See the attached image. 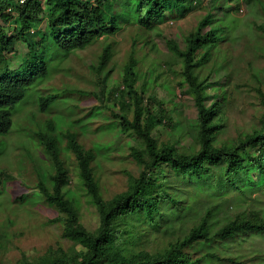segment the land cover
Wrapping results in <instances>:
<instances>
[{"label":"rangeland","instance_id":"1","mask_svg":"<svg viewBox=\"0 0 264 264\" xmlns=\"http://www.w3.org/2000/svg\"><path fill=\"white\" fill-rule=\"evenodd\" d=\"M200 1V6L195 5L183 19L165 20L151 30L124 26L107 40L55 56L49 78L18 105L10 133L3 139L0 264H18L22 259L33 262L48 250L61 251L69 259H79L85 253L78 244L62 238V224L50 221L64 215L48 206L34 190L39 184L51 190L54 174L50 158L33 138L35 133L45 132L57 139L60 158L70 178L63 189L64 197L76 211L79 224L90 233L98 229L99 215L79 177L76 159L66 148V134H74L84 150L94 153L90 168L102 201L110 202L125 193L129 178H137L141 172L131 151H144L140 141L129 130H123L115 118H132L127 85L134 81L137 94L161 103L169 122L156 126L151 133L158 146L184 155L199 151L192 89L185 79L182 59L171 48L183 52L186 38L208 15L221 30V40L200 54L201 63L193 69V75L208 89L210 98L205 106H220L211 124L212 144L215 148H230L247 136L264 133V0H219L215 6L210 0ZM0 27L11 34L15 21L1 23ZM13 48L15 55L5 54L10 67L17 66L25 53L20 43ZM106 48L111 56L102 69L99 60ZM128 67L131 76L124 83ZM49 95L55 96V102L40 112L39 98ZM247 180L255 186L245 187ZM240 187L241 191L227 197L223 212L215 216L213 231L235 219L259 216L264 221V175L254 170L243 176ZM191 192L185 202L198 199ZM21 197L25 198L20 200ZM201 211L171 229L152 230L141 223H131L130 228L122 229V243L133 254L143 251L162 256L198 225L205 213ZM243 239L217 246L223 263L264 264V235ZM189 252L194 257L201 254L196 249Z\"/></svg>","mask_w":264,"mask_h":264},{"label":"trees","instance_id":"2","mask_svg":"<svg viewBox=\"0 0 264 264\" xmlns=\"http://www.w3.org/2000/svg\"><path fill=\"white\" fill-rule=\"evenodd\" d=\"M218 1L210 0V3L215 6ZM200 4V0H0V24L14 20L16 26L13 34L0 27V155L5 150L3 139L12 128L13 113L33 88L49 78L50 63L56 55L84 50L100 39H109L124 26L151 30L165 20L183 19ZM220 32L215 20L208 15L186 38L183 52L171 48L182 59L183 73L192 89L197 112L198 152L184 155L157 145L151 133L169 120L160 102L137 94L133 81L127 85L131 92L132 118H115L121 128L129 130L144 147V151L132 149L130 154L141 172L137 178H129L125 193L104 202L90 168L94 153L84 150L74 134H66V148L76 159L79 177L99 215V227L94 233L79 224L76 211L64 197L63 189L69 185L70 178L60 158L57 139L45 132L33 135L54 169L51 190L42 184L34 190L48 206L64 215L50 221L62 224V238L78 244L85 253L79 259H69L61 251L48 250L33 262L22 259L18 264H224L217 246L225 247L229 241L241 242L243 238L264 235V221L259 216L228 221L212 230L216 222L213 220L223 212L227 197L241 191L243 176L254 170L264 175V133L247 136L230 148H215L212 144L214 128L211 124L220 106L216 108L215 103L205 106L210 98L206 93L208 89L204 83H197L193 69L201 63L199 56L205 49L220 43ZM16 43L24 46L25 53L17 66L10 67L5 54L15 55ZM108 50H104L99 60L102 69L110 60ZM127 70L124 83L131 76V68ZM54 102L53 95L39 98L40 112L48 110ZM244 186L253 188L255 184L247 180ZM4 187L0 174V197ZM189 192L198 199L185 202ZM199 210L205 213L198 225L162 256H150L143 251L133 254L122 243L125 233L122 229L130 228L131 223H141L152 230L171 229ZM190 249L198 250L200 256L194 257Z\"/></svg>","mask_w":264,"mask_h":264}]
</instances>
